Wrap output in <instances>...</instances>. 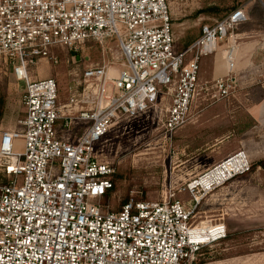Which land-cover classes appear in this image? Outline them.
<instances>
[{"label": "built area", "instance_id": "obj_1", "mask_svg": "<svg viewBox=\"0 0 264 264\" xmlns=\"http://www.w3.org/2000/svg\"><path fill=\"white\" fill-rule=\"evenodd\" d=\"M244 9L203 24L176 49L168 0H0V63L24 84L19 128L0 131V264H197L202 247L226 237L222 219L194 212L207 192L249 171L244 151L177 189L192 203L165 191L111 209L114 168L97 145L116 121L156 107L163 89L168 134L189 121L201 93H233L234 43L221 52L223 75L202 83L200 63L247 19ZM111 37L119 68L86 66L64 102L54 78L30 76L38 61L57 63L55 46L75 52Z\"/></svg>", "mask_w": 264, "mask_h": 264}, {"label": "rangeland", "instance_id": "obj_2", "mask_svg": "<svg viewBox=\"0 0 264 264\" xmlns=\"http://www.w3.org/2000/svg\"><path fill=\"white\" fill-rule=\"evenodd\" d=\"M168 4L176 49L197 38L203 24L223 17L229 9L245 8L247 19L200 63L202 83L223 75L221 52L234 43L235 90L217 100L201 93L189 121L172 134L161 125L168 103L163 97L166 89L156 107L112 124L97 145L101 159L114 168V188L105 205L118 209L129 197L155 200L165 191L192 203L186 192L177 189L214 162L244 151L249 171L200 196L195 220L222 219L227 235L202 247L197 264H264V0H168ZM52 50L57 63L38 61L29 73L35 79L54 78L62 102L86 66L116 70L122 59L114 37L102 44L88 42L75 52L58 46ZM23 86L0 63V90L5 93L0 131L19 128Z\"/></svg>", "mask_w": 264, "mask_h": 264}, {"label": "trees", "instance_id": "obj_3", "mask_svg": "<svg viewBox=\"0 0 264 264\" xmlns=\"http://www.w3.org/2000/svg\"><path fill=\"white\" fill-rule=\"evenodd\" d=\"M210 10V9H209ZM233 9H229L228 11H232ZM211 11V10H210ZM227 11V12H228ZM214 12V11H213ZM228 12V13H229ZM226 14V13H225ZM4 102H5V93L3 91L0 90V117L2 115V109H3V105H4ZM262 161H259L258 162V165H261Z\"/></svg>", "mask_w": 264, "mask_h": 264}, {"label": "bare ground", "instance_id": "obj_4", "mask_svg": "<svg viewBox=\"0 0 264 264\" xmlns=\"http://www.w3.org/2000/svg\"><path fill=\"white\" fill-rule=\"evenodd\" d=\"M245 13V12H244ZM203 182L202 183H206L207 182V180L206 179H204V180H202ZM209 182V181H208Z\"/></svg>", "mask_w": 264, "mask_h": 264}, {"label": "crops", "instance_id": "obj_5", "mask_svg": "<svg viewBox=\"0 0 264 264\" xmlns=\"http://www.w3.org/2000/svg\"><path fill=\"white\" fill-rule=\"evenodd\" d=\"M214 163H215V162H214ZM211 165H212V164H211ZM211 165H210V166H211Z\"/></svg>", "mask_w": 264, "mask_h": 264}]
</instances>
